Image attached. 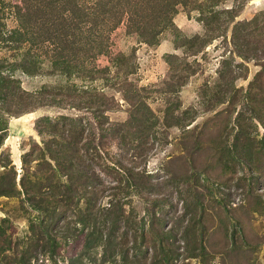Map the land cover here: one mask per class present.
<instances>
[{"label": "rangeland", "instance_id": "374dc122", "mask_svg": "<svg viewBox=\"0 0 264 264\" xmlns=\"http://www.w3.org/2000/svg\"><path fill=\"white\" fill-rule=\"evenodd\" d=\"M49 1L54 0L35 2L40 3L39 7L43 10ZM121 1L113 0L115 8L112 11L115 13L109 14L111 23L105 22L101 27L102 45L110 54H99L96 59L94 44L92 48L90 44H80L85 42L81 38H75L78 44L67 50L73 59L68 66L69 73H63L58 67L52 66V51L46 53L42 48H35V51L31 50L28 54L24 51L29 46L28 42H24L17 50L0 41V57L16 65L10 89L0 90V134L3 137L0 140V186L7 187L10 175L14 176L15 173V184L9 189V193L0 194V259L14 253L13 251L22 253L21 244L37 215V211L23 198L21 179L29 186L38 176L35 173L37 161L33 154H38L48 137L46 133L41 135L37 132L39 118V121L41 118L54 121L62 115L87 118L92 112H101L109 121L125 122L131 119L133 130H147L149 133L145 122L139 126L138 120L140 114L153 112L159 119V129L155 141L151 135L144 139L148 159L143 164L153 179H161L154 191L155 196H168L170 202H173L172 207L165 205L162 209L167 225L172 223L169 219L172 210H175L174 214L182 215L183 201L195 203L194 198L197 196L198 204L202 202L205 205L203 220L209 231L208 252L204 259L184 257L182 241H179L178 258L172 264H221L220 256L224 253L219 254L216 250L228 243V236L225 234L228 235L232 230L234 222L236 228L241 229L238 232L243 235L236 232V239L241 245V256L238 254L236 261H226V264H264V174L252 182L246 176L250 174L246 168L240 169L235 165L234 169L211 168L216 159L231 158L227 150L234 139L232 131L225 143L220 142L217 151L213 150L211 154L207 151L214 143L208 139L216 134L214 132L211 135V131L227 123L230 128L239 111H242L239 123L245 125L251 131L250 134L258 133L260 136L264 132L257 119L250 118L248 112L252 111L242 108L243 100H249L260 112H264V74L259 72L260 64L264 63V0H223L219 6H214L219 17L208 25L207 15L211 14L207 12V8L204 7L205 12L200 13L198 7L189 2L185 6L177 4V11L172 15L173 25L156 37L140 31L145 26H154L158 19L161 20L162 17L157 14L161 6L158 3L138 4L136 22L131 24L127 20V14L120 17L118 11L123 7L128 9L133 4H120ZM5 2L7 8L0 10V30L8 33L17 26L8 4H20L21 0ZM227 8L231 12H227ZM253 19L256 22L251 25L244 24L246 20ZM114 23L117 24L116 28L112 27ZM255 23L261 28L251 38V44L243 47L247 48L245 51L255 50L247 53L249 59H243L235 53L230 43L231 34L238 33L239 27H252L254 30ZM195 36L198 38L194 39ZM120 54L131 56L134 69L128 75H121L119 81L112 83L114 80L107 82L101 78L90 81L89 75L82 76L80 64L83 58L88 63L94 60L98 66H113L114 56ZM20 64L32 66L33 73L22 71ZM93 64L94 62L91 63ZM114 67L112 71H115ZM106 82L109 85H105ZM86 84L91 87L90 91L84 93ZM93 89L104 92L101 98L103 101L96 94L97 97L93 98L95 101L87 104L88 100H92ZM167 112L174 113L172 116L166 115L169 124L164 118ZM133 113L134 117L131 118ZM217 114L219 119L215 117ZM176 115H179V121L176 120ZM197 135L202 150L196 164L201 169L207 167L208 173L206 169L196 182L193 179L189 182L179 179L178 186L175 187L174 179H163L166 172L177 175L183 169V164L186 166L188 162L176 159L169 165L168 160L187 154L192 147V139ZM104 146L109 152H117L116 141H110ZM220 165L215 164L216 167ZM100 176L104 182L109 181L108 175L100 173ZM215 178L219 181L213 183ZM249 184L253 186L255 193L260 194L259 197L245 198ZM207 188L211 189L210 193H207ZM218 200L223 201L229 210L223 211ZM192 204L191 208L194 207ZM133 205L138 210L142 209V203L137 199ZM212 226L215 228H211ZM220 226L224 228L217 229ZM81 237L79 235L69 244L58 248L59 254L54 255L58 259L56 264L63 263L61 255L75 253L80 246ZM143 250L142 256L148 257L151 249L144 247ZM34 259L29 264H41L38 259ZM148 260L146 258L145 264ZM66 262L67 259L64 264ZM43 263L54 264L49 258L43 259Z\"/></svg>", "mask_w": 264, "mask_h": 264}, {"label": "trees", "instance_id": "16d2710c", "mask_svg": "<svg viewBox=\"0 0 264 264\" xmlns=\"http://www.w3.org/2000/svg\"><path fill=\"white\" fill-rule=\"evenodd\" d=\"M35 1L37 0H21L20 4H8L17 26L8 33L0 30L1 42L4 41L8 47L17 50L24 42H28L29 46L24 50L28 54L35 48H42L44 52L52 51V66L58 67L63 73L68 72V66L72 63V56L67 50L72 45L78 44L75 38L85 41L80 44H90L92 48L95 46L96 59L99 54H110V51L102 45L101 27L105 22L111 23L109 14L115 13L112 11L115 8L112 5L113 0H54L55 2L49 1L43 10L39 7L40 3ZM222 1L122 0L120 4L127 2L133 5L128 9L123 7L118 14L120 17L127 14V20L132 24L136 22L138 4L158 3L161 7L157 14L160 15L158 17H162L161 20L158 19L154 26H145L140 31L156 37L173 25L172 15L177 11V4L185 6L189 2L198 7L200 13L205 12L204 7L207 8V12L211 14L207 15L208 25L219 17L214 6H219ZM5 8H7L5 0H0V10ZM227 12H231V9L227 8ZM254 21L255 19L246 20L244 24L251 25ZM116 25L114 23L112 27L116 28ZM251 28L239 27L238 33L231 34L230 43L235 53L243 59H249L247 53L255 50L254 48L252 51L250 49L245 51L244 49L247 48L243 47L251 44V38L261 27L255 23L254 30ZM196 38L198 36L194 39ZM114 57L113 63L111 62L113 66H98L94 60L88 63L86 58H83L80 64L82 76L89 75L90 81L101 78L107 82L114 80L112 83H115L121 79V75L133 72L134 61L131 60L130 55L120 54ZM260 65L259 72L264 74V63ZM20 66V69L27 74H32L34 71L32 66L27 67L24 64ZM112 67L115 71H112ZM15 69L14 62L0 57L1 91L10 89ZM107 82L105 85H109ZM90 87L86 84L84 93L90 91ZM96 94L99 99L104 96V92L96 90L92 100L97 97ZM92 100H88L87 104L95 101ZM251 100L254 102L252 97ZM242 103V108L252 111L248 112L250 118L257 119L264 129V112H260V109L254 107L249 100H243ZM241 112H237L232 125H228L230 128L227 127V123L211 131V135L214 132L216 134L208 139L214 143L211 149L207 148V151L208 154L213 150L217 151L220 142L225 143L231 131L234 132V139L227 150L231 158L216 159V163L221 165L216 167V163L212 162L211 168L234 169V165L240 169L246 168L250 173L246 176L250 181L255 182L258 176L264 174V132L260 136L258 133V136L250 134L251 131L239 123ZM173 114L165 113V122L169 124L166 115ZM178 116H175L177 121H179ZM216 116L219 119V114ZM133 117L134 113L131 118ZM128 120L109 121L101 112H92L87 118L62 115L54 121L49 118H41L39 122L37 121L38 134L48 135L45 146L40 148L38 154H33L37 161L35 173L38 176L29 186L25 185L27 182L23 178L21 179L24 187L23 198L37 211V215L29 225V233L21 244L22 253L13 251L14 253L1 257L0 264H29L33 258L38 259L41 264H44L43 259L49 258L56 264L58 259L54 255L59 254L58 248L69 244L79 235H82L79 248L73 255H61L62 264L65 259H67L66 264H145L146 258L149 259L146 264H172L178 258L179 241H182L184 257L204 259L207 256L209 231L203 220L205 205H202V202L198 204L197 196L194 198L195 203L184 200L182 215L174 214L175 210H172L169 216L172 223L167 225L162 209L165 205L172 207L173 202H170L168 196L163 198L155 196L154 191L161 179H153L152 174L143 164L148 159L146 146L143 145L144 139L151 135L150 137L156 140L159 129H157L158 117L153 112L139 115V126L145 122L149 133L147 130H133L131 119ZM40 122H42L41 126H39ZM4 129L1 130L5 131ZM2 138L0 134V140ZM110 141L117 142V152H109V149H105L104 145ZM199 141L197 135L192 139V147L187 154L177 156L175 159L169 158V165L176 159L187 161L188 164L186 163L185 166L182 163L183 169L177 175H170V171H167L163 179L167 178L170 181L174 179L176 187L179 179L183 182L193 179L196 182L206 169L208 173L207 167L201 169L196 164L202 150ZM100 173L108 175L109 181L104 182ZM10 179L7 187L0 186V194L9 193V189L15 184V173L14 176L10 175ZM217 181L219 180L213 179V183ZM246 189L248 193L245 198L259 197L260 194L254 192L252 185H247ZM210 192L211 189L207 188V193ZM136 199L142 203L141 210L133 205ZM221 204L223 211L229 210L223 201L218 200V205ZM218 217L220 219V216ZM221 227L224 228L220 226L217 229ZM236 227L234 222L232 230L228 235L225 234L228 236V243L224 244L222 249L216 250L213 246L219 254L224 253L220 256L221 264L239 258L237 255L241 253V245L236 239V232L239 235L242 233L238 232L241 229ZM144 247L151 249L148 257L142 256Z\"/></svg>", "mask_w": 264, "mask_h": 264}]
</instances>
